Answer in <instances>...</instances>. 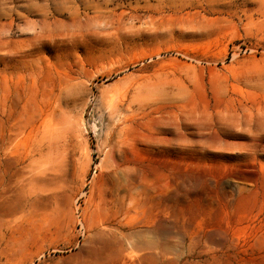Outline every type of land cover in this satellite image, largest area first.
I'll use <instances>...</instances> for the list:
<instances>
[{
	"label": "rangeland",
	"instance_id": "374dc122",
	"mask_svg": "<svg viewBox=\"0 0 264 264\" xmlns=\"http://www.w3.org/2000/svg\"><path fill=\"white\" fill-rule=\"evenodd\" d=\"M13 95L44 150L0 264H264V0H0Z\"/></svg>",
	"mask_w": 264,
	"mask_h": 264
},
{
	"label": "bare ground",
	"instance_id": "6f19581e",
	"mask_svg": "<svg viewBox=\"0 0 264 264\" xmlns=\"http://www.w3.org/2000/svg\"><path fill=\"white\" fill-rule=\"evenodd\" d=\"M19 105V97L16 95L8 97V100L5 98L0 99V174L4 179L0 185V212H11L16 207L21 206V197L26 189L25 185L20 183V180L23 178L26 167L20 168V166L35 155L42 156L44 150L41 145H34L30 150V155L20 156L17 154V145L15 144L17 137L19 135L24 136L28 133L27 131H31L37 122V118L41 119L44 114L42 111L40 115L36 114L28 118L25 114H22L23 112H20ZM57 108H60V104H57ZM110 167L117 171L120 166ZM124 175L129 183L133 181L131 175L125 173ZM63 176L64 174L60 169L51 174L46 172L32 174L26 180V185L30 187V190L27 191L26 204L31 206L38 204L39 201H45V199L61 202L65 190H61V186L60 188L58 186L62 182ZM63 182L65 183V181ZM49 187L51 189H48Z\"/></svg>",
	"mask_w": 264,
	"mask_h": 264
}]
</instances>
